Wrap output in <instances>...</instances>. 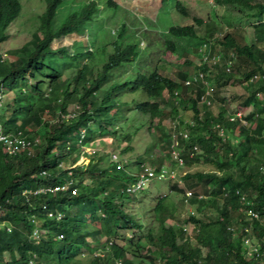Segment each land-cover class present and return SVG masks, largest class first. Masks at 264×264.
Masks as SVG:
<instances>
[{
    "label": "trees",
    "instance_id": "16d2710c",
    "mask_svg": "<svg viewBox=\"0 0 264 264\" xmlns=\"http://www.w3.org/2000/svg\"><path fill=\"white\" fill-rule=\"evenodd\" d=\"M64 1L44 0L38 27L31 38L18 47L15 58L0 61V92H13L0 114L2 128L11 133L21 130L27 137L37 139L29 153L10 154L0 143V221L3 222L0 264H115L117 261L120 264H264V173L259 168L264 164V102L256 96L257 92L264 93V47L261 46L264 31L256 29L258 25L264 26L261 20L264 0H216L219 4L234 5L240 12L246 9L248 15L258 19L253 25L252 38H248L244 26L220 31L215 23L207 24V34L202 37L189 24H173L164 33L173 37H168L165 43L174 49V38H200V43L219 30L222 33L217 39L220 50L225 57L232 52L229 71L221 64L198 65V70H209L206 77H212L213 85V93L208 96L210 101L202 102V109L199 102L205 91L204 84L201 81L184 83L188 78L186 70H177L176 78L156 67L150 72L133 70L139 45L123 42V37L128 35L124 24L114 37L113 50L105 53V59L99 58L100 62L94 63L98 53L88 49L87 41L77 36L84 34L88 22L99 16L100 5L96 0L78 3L69 0L65 4L68 14L56 24L57 10ZM108 4L115 5L111 0ZM21 8L20 0H0V46L7 27ZM176 8L186 13L180 1H176ZM194 20L204 23L199 17ZM71 36L75 37L71 42L64 41ZM70 47L74 52H70ZM211 49L214 50V44ZM65 61L74 67L68 79L61 77ZM131 66L129 72L113 80L122 73L119 69ZM48 71L54 74L47 75ZM253 72L261 75L246 81ZM46 78L50 79L47 87ZM28 79L33 82L38 79L37 84L27 87ZM230 80H240L243 84L244 93L236 102L239 106L251 107L244 114L249 121L247 125L227 115L229 104L223 90ZM57 84L59 88L55 87ZM126 87L146 93V98L137 102L133 110L148 115V122L156 117L161 123L168 115L174 116V124H170L168 131L159 125L148 126L154 127L157 134L152 146L161 141V152L149 158L156 169L166 165L168 171L175 172L183 165L199 162L218 166L215 170L194 169L178 175L185 189L180 204L186 201L201 212L208 205L218 209L214 219L204 220L197 212H189L182 221L191 222L194 229L217 223L218 236L193 244L184 226L165 224V219L173 217L179 205L167 193L156 197L152 213L157 224L149 227L146 234L142 232L143 222L126 211L125 198L136 197L126 187L142 170L143 160L136 161V171H133L122 158L107 160L108 153L126 152L131 149L130 144L124 148L118 144L99 153L96 142L109 131L112 135L118 133L120 140L132 139V132L119 133L114 127L125 114L120 110L112 112L121 104L120 93ZM72 94L78 96L73 103L69 100ZM213 104L217 105L215 114ZM184 107L192 109V124L179 116ZM92 123L97 124L98 130ZM182 123L188 127L189 135L180 141V164L170 150L172 135L182 137L178 134ZM86 146H90L92 153L85 151L88 159L74 165ZM110 177L125 183L114 187ZM85 178H90L92 184L81 190ZM172 183L176 184L177 180L173 179ZM61 184L65 186L54 189ZM197 187L201 190L200 196L192 192ZM186 190L192 194L186 196ZM248 208L258 216H247ZM58 213L63 215L56 218ZM95 220L99 224H93ZM122 225L141 233L138 250L132 249L129 240L120 238ZM35 228L41 231L39 239L33 237ZM247 235L256 238L258 252L249 253V245L244 242ZM94 241L98 243L96 247ZM83 251L88 255L87 262L82 261Z\"/></svg>",
    "mask_w": 264,
    "mask_h": 264
},
{
    "label": "rangeland",
    "instance_id": "374dc122",
    "mask_svg": "<svg viewBox=\"0 0 264 264\" xmlns=\"http://www.w3.org/2000/svg\"><path fill=\"white\" fill-rule=\"evenodd\" d=\"M78 1L79 0H77V3ZM96 1L100 5L99 16L94 17L93 20L88 22V26L84 34L77 36V38H83L87 41L88 49H92L98 53V60H94V63L100 62L99 58L105 59V53L113 50L114 37H116V34L120 31L122 24H124L125 32L128 35L123 37V42L124 40L125 42H137L139 45L138 50L140 52L135 63H133V70L150 72L154 69V67H156L158 71L172 78H176V72L179 69L186 70L188 74L187 76L192 75L198 70V65L202 63V59L200 57V47L202 46L203 41L212 40L214 49H220V46L216 40H213L212 37L202 40L200 43V38L189 39L187 37H181L180 39L174 38L175 46L174 49H171L165 42L168 37L171 39L173 37L164 35V33L166 34L169 26L173 24L193 25L196 34L202 37L207 34V24L215 23L216 27L220 28V31L240 25L245 27L248 38H252L254 29L253 25L258 21L255 17L248 15L246 13V9L243 12H240L237 10V7H234V5L228 3L219 4L216 0H111L115 5H109L108 0ZM176 1H180V4L186 9V13H183L176 8ZM20 2L22 4L21 11L7 27V35L1 41L0 48L2 52H5V58H15L18 47L31 38L32 32L38 27L39 15L45 5L44 0H20ZM67 2H69V0H65L63 5L57 10V14L55 16L56 24H60L68 14L69 9L65 7ZM195 17L202 18L204 23H196L194 20ZM134 19L137 21H134ZM261 20L264 21V17ZM256 29L264 31V26L258 25ZM215 33L219 34L221 32L217 30L214 34ZM92 36H94V38L91 40ZM73 38L75 37L71 36L64 39V41L69 43L73 40ZM57 44L58 42H56V45ZM261 46L264 47V41L261 43ZM69 50L70 52H74V49L71 47ZM184 50H188V52L184 53ZM185 60H187V62H185ZM91 61H93V58ZM64 63L65 67L61 77L68 79V76L74 72V67L73 63L69 61H65ZM126 69L127 68L119 69L122 73L113 77V80H117L120 77V74L129 72V70L132 69V66L131 68L128 67L127 71H122ZM46 74L53 75L54 73L48 71ZM37 80L38 79H36V82H32L31 84H37ZM45 81V86L47 87L50 83V79L46 78ZM31 84L28 83L27 87ZM55 87L59 88V85L57 84ZM3 93L4 97L1 111L6 106V103L10 102L13 96L12 91H4ZM243 93L244 88L240 80H230L228 82V87L223 90V94L226 96L230 111H235L237 109H243L246 111L251 108L250 106H239L237 103V100L240 99ZM77 98L78 96L76 94H72L69 100L73 103L76 102ZM145 98L146 93L143 91L133 90L126 87L120 93L119 101H121V104L112 109V112L120 110L125 114V116L120 117L116 121L114 127L118 129L119 133L121 131L127 133L132 132V139L120 140L118 133H116V135H112L111 131H109L104 137H100L96 141L98 146L96 147L98 148L99 153L111 150L112 147H116L118 144H120L121 148L130 144L131 149L126 152H115L112 156L108 153L107 160L110 161L111 157H113L114 160H120L122 158L123 161L126 160L129 167L133 171H136V161L139 159L143 160L142 164L144 166H151L154 168V164L151 163L150 159L154 158L155 155H158V153L161 152V148L159 147L161 141H158L155 146H152L155 142L153 140H156L155 138L157 134L154 132V127L149 128L148 126L159 125L161 128L168 131L170 124L172 121L174 122V116L171 114L164 118L161 123H158L156 117L148 122V115L133 110L135 104ZM199 107H203L202 102H199ZM211 108L215 114L217 111V105L213 104ZM44 116L46 117V115ZM179 116H181L182 120L188 122L191 121L192 109L185 107L181 108ZM67 117H69V114H66V118ZM181 126L184 127L185 125L182 123ZM92 127L98 130L96 123H92ZM179 141L180 139L178 142ZM118 149L120 150V148ZM85 151L92 153L90 146H86L84 151L79 153L74 165L82 163L88 159V156L84 153ZM165 163H168V160H166ZM142 164L141 166H143ZM216 168H218L216 165L199 162L190 166L183 165L175 172L172 171L170 175L166 176L170 178V180H168V178L163 180L156 177L152 178L145 185L148 187L136 194V197L133 199L131 196H129L130 198H125L127 199V203L125 205L126 211L131 214L134 219L141 220L143 222L144 227L142 232L146 234L149 227L157 224V221H155L152 213V206L156 202V197L167 193L170 195L169 197L171 200H173L176 205L177 203L179 205L175 211L176 216L174 215L173 217L165 219V224H171L175 227L179 225L184 226L187 233L190 234V241L193 244H200V239L218 236L220 232L217 223H210L207 226L194 229L191 222L185 220L182 221V219L188 216L189 212H197V214H199L204 220H208L209 218L214 219L218 216V209L208 205L205 207V211L201 212L186 201L180 204L179 200L180 198H183L185 189L178 176L185 171H192L194 169L215 170ZM231 170H233V168H231ZM173 179L177 180V183L174 185L172 183ZM110 180L111 185L114 187L122 186L125 183V180H119L113 177H110ZM88 184H92V181L90 178H85L80 189H84ZM192 192L198 193L199 196L201 194L199 187L194 188ZM55 217L58 218V216ZM93 224H99V221L95 220ZM2 225L3 222L0 221V226ZM40 232L39 228H35L33 231V237L39 239ZM119 234L122 240H129L131 242L132 249L138 250L136 247H138L137 242L141 233L134 231L128 225H122L119 229ZM141 241L143 243V239H141ZM93 245L96 247L98 245L97 241H94ZM140 246V248H142V245ZM87 257L88 255L86 251H83L81 254L82 261L87 262Z\"/></svg>",
    "mask_w": 264,
    "mask_h": 264
},
{
    "label": "built area",
    "instance_id": "2783aa9c",
    "mask_svg": "<svg viewBox=\"0 0 264 264\" xmlns=\"http://www.w3.org/2000/svg\"><path fill=\"white\" fill-rule=\"evenodd\" d=\"M222 35V33L219 34H215V37L219 38ZM214 40V39H213ZM212 40H207L204 41L202 46L200 47V52H201V59L202 62H206L208 63L209 67H212L214 65H222L224 66V69L226 71H229L231 69V57H232V52H229L228 56H224L223 55V51H221L219 48H215L213 51L211 50L212 47ZM5 52H2V50H0V61H2L5 58ZM209 70H205V71H198L197 73H194L191 77H188L185 80V83H190L191 81H201L204 84L205 87V91L204 94L201 96V101L204 102H209V95H212L213 93V85L211 84V79L207 78L206 76L208 75ZM261 75L260 72H253L252 74H250V76L246 79V81H252L255 78L259 77ZM33 79H28V83H32ZM257 100L264 102V93L263 92H257ZM3 97H4V93L0 92V111H1V106H2V101H3ZM247 112L249 110H246ZM245 110L243 109H237L235 111H228L227 115L229 116V118L231 120L234 119H239L244 125L249 124V121H247L244 117V114H246ZM1 114V112H0ZM2 118L0 116V143L3 146V150L7 151L10 154H16L18 152L21 151H27L28 153L31 152L33 145L36 143L37 139L33 140L32 138H29L26 136V134L22 133L21 130H18L15 133H11V132H4L3 128H2ZM190 124H192V122L189 121ZM216 127L218 128L219 132L222 133V128L218 126V124H216ZM175 132V131H174ZM176 133H174L172 135V142H171V156L175 159L179 160V163L182 164V159L181 157H179V147L181 146V138L185 139L188 137L189 135V131L188 129L184 126L180 127V130L178 131V134H182V137H179L178 135H175ZM180 139V141L178 142V140ZM195 148L197 147L196 145L194 146ZM114 154V153H113ZM112 156V154H111ZM116 156V155H115ZM114 156V157H115ZM110 159H113V157H111ZM117 161V160H115ZM143 165V164H142ZM259 168L261 169V171L264 173V164H260ZM172 171H168L167 166H161L159 169H156L155 167L152 168L151 166H144L142 170H140L137 174H136V178L135 180L129 184L126 189L127 191H129L131 194L136 193L142 189H144L146 186V183L148 181H150L152 178H166L167 175H170ZM64 184H61L60 186H54V189L58 188V187H64ZM42 190V189H39ZM38 191V190H36ZM186 196H189L192 194L191 190H186ZM241 199H244V195H241L240 197ZM247 216L249 217H257L258 213L253 210L252 208H248L247 210ZM50 215H52L51 213H49ZM63 214L62 213H58L56 216L61 217ZM246 230H249V227H245ZM244 242L246 244L249 245V253H254V252H258L259 251V245L256 242V238L254 239V237H251L250 235L245 236ZM115 264H120L119 261H117Z\"/></svg>",
    "mask_w": 264,
    "mask_h": 264
},
{
    "label": "clouds",
    "instance_id": "9594fccd",
    "mask_svg": "<svg viewBox=\"0 0 264 264\" xmlns=\"http://www.w3.org/2000/svg\"><path fill=\"white\" fill-rule=\"evenodd\" d=\"M215 34H216V33H215ZM215 34H213L211 37H212L214 40L217 41L218 38L215 37ZM205 41H206V40H205ZM203 42H204V41H203ZM212 45H213V44H212ZM202 63H204V62H202ZM198 71H205V70H197V71H195V72L197 73ZM195 72H194V73H195ZM194 73H193V74H194ZM193 74H192V75H193ZM192 75H190V76H188V77H191ZM186 79H187V78H186ZM186 79H185V80H186ZM185 80H184V83H185ZM200 102H204V101H200ZM171 124H174V122L172 121ZM176 124H177V121H176ZM184 125H185V124H184ZM180 127H181V126H180ZM185 127H186V126H185ZM186 128L188 129V127H186ZM173 171H174V170H173ZM166 178H168V177H166ZM146 187H148V186H146ZM146 187H145V188H146ZM145 188H144V189H145ZM144 189H142V190H144ZM142 190H140V191H138V192H136V193H133V194L136 195V194H138L139 192H141Z\"/></svg>",
    "mask_w": 264,
    "mask_h": 264
}]
</instances>
